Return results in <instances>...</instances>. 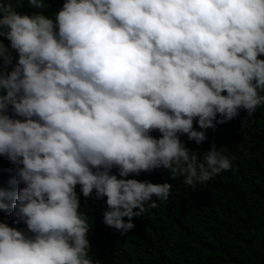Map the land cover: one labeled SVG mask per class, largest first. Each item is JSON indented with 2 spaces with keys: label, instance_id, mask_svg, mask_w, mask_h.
I'll use <instances>...</instances> for the list:
<instances>
[{
  "label": "clouds",
  "instance_id": "obj_1",
  "mask_svg": "<svg viewBox=\"0 0 264 264\" xmlns=\"http://www.w3.org/2000/svg\"><path fill=\"white\" fill-rule=\"evenodd\" d=\"M46 13V0H0V157L15 166L0 212L26 225L0 219V264H99L97 214L126 236L173 182L195 190L232 169L228 122L264 107V0Z\"/></svg>",
  "mask_w": 264,
  "mask_h": 264
},
{
  "label": "trees",
  "instance_id": "obj_2",
  "mask_svg": "<svg viewBox=\"0 0 264 264\" xmlns=\"http://www.w3.org/2000/svg\"><path fill=\"white\" fill-rule=\"evenodd\" d=\"M46 3L51 15L63 0ZM19 10L38 11L26 4ZM246 117L241 110L220 138L219 147L238 157L230 171L195 190L173 182L168 200L146 206L126 236L103 223L106 210L97 214L89 233L92 258L99 264H264V107L252 122ZM14 176L15 166L0 157V188L12 190ZM0 219L26 229L9 212H0Z\"/></svg>",
  "mask_w": 264,
  "mask_h": 264
}]
</instances>
